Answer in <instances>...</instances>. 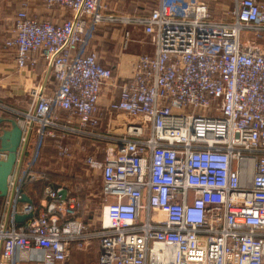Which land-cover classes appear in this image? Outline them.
<instances>
[{
	"label": "built area",
	"instance_id": "built-area-1",
	"mask_svg": "<svg viewBox=\"0 0 264 264\" xmlns=\"http://www.w3.org/2000/svg\"><path fill=\"white\" fill-rule=\"evenodd\" d=\"M41 1L67 17L35 19L25 1L5 42L19 71L44 62L51 81L30 89L14 119L23 135L0 211V264H67L95 243V264H264V0H233L221 21L202 0H159L142 16L104 0ZM104 27L125 30L122 52L129 28L152 48L121 83L93 46ZM108 89L118 98L103 108ZM73 136L108 143L85 159L105 201L92 232L79 187L39 170L47 143L66 158ZM29 184L45 185L40 206L22 202Z\"/></svg>",
	"mask_w": 264,
	"mask_h": 264
},
{
	"label": "rangeland",
	"instance_id": "rangeland-1",
	"mask_svg": "<svg viewBox=\"0 0 264 264\" xmlns=\"http://www.w3.org/2000/svg\"><path fill=\"white\" fill-rule=\"evenodd\" d=\"M110 12L125 16H142L152 11L159 0H104ZM210 7V14L214 21H221L229 17L232 8V0H202ZM131 38L135 40L137 45L133 43V47L126 52L121 50V36L124 29L118 27L100 28L94 37L93 46L101 57L100 62L104 64L108 62L107 67H111L115 72L116 66L122 57L127 58L128 55H139L151 53L152 48L148 45V40L139 28H129ZM140 43V44H139ZM130 46V45H129ZM118 79V78H117ZM118 94L115 92L107 93L103 96L104 103L117 100ZM102 105V104H101ZM129 120L122 115L121 120ZM109 122V116L103 115V124ZM114 136V135H113ZM72 153L66 158H60L55 150L54 143L49 141L44 148L43 156L39 164V170L46 172L51 180L58 185L78 186L80 189V199L83 202L81 217L89 226V231H94L100 227L102 223L103 207L105 201L101 195L102 179L99 171L89 169L85 165V159L94 155L97 148L106 147L108 144L105 140H95L90 138H82L73 136L68 141ZM100 156V155H99ZM103 156V155H102ZM41 194L45 188L44 184H39ZM3 202L0 205L2 209ZM96 243L87 251L82 252L74 250L71 260L67 264H95L96 262Z\"/></svg>",
	"mask_w": 264,
	"mask_h": 264
},
{
	"label": "crops",
	"instance_id": "crops-1",
	"mask_svg": "<svg viewBox=\"0 0 264 264\" xmlns=\"http://www.w3.org/2000/svg\"><path fill=\"white\" fill-rule=\"evenodd\" d=\"M27 1L30 5V15L38 20H49L53 23L62 22L67 16L58 9H48L41 0H0V134L11 129V125L6 120L16 119L19 114L28 111L31 99L28 92L32 87L41 86L51 81L49 67L44 62H40L35 71H19L16 67V54L6 48L5 42L10 38L12 33L13 21L23 2ZM233 6V0H232ZM138 43L131 38L130 49ZM140 44V43H139ZM139 55H128L122 57L117 64L116 78L120 83L132 77L135 63ZM104 65H109L105 62ZM119 93L117 90H106L104 96L108 93ZM101 107L105 108L106 103L102 101ZM1 135V136H2ZM38 186L39 184H29L25 187V194L36 205L40 206L44 199V194L36 190L29 189V186Z\"/></svg>",
	"mask_w": 264,
	"mask_h": 264
},
{
	"label": "water",
	"instance_id": "water-1",
	"mask_svg": "<svg viewBox=\"0 0 264 264\" xmlns=\"http://www.w3.org/2000/svg\"><path fill=\"white\" fill-rule=\"evenodd\" d=\"M50 75V71H49ZM47 82L44 84V86ZM10 123L11 129L6 130L2 136H0V151L8 152V158L6 161L0 162V199H5L9 193V177L13 174L15 164L17 161V152L21 144L23 132L14 119L6 120ZM66 191L62 193L63 199L66 198ZM23 203L32 204V200L23 195ZM32 214L26 216H16L15 222L22 224L27 219H31Z\"/></svg>",
	"mask_w": 264,
	"mask_h": 264
},
{
	"label": "trees",
	"instance_id": "trees-1",
	"mask_svg": "<svg viewBox=\"0 0 264 264\" xmlns=\"http://www.w3.org/2000/svg\"><path fill=\"white\" fill-rule=\"evenodd\" d=\"M2 123V122H1ZM0 123V124H1ZM32 189V190H36V191H38L40 194H41V192H40V188H38L37 189V186H33V185H31V186H29V189ZM44 191H45V188H44ZM44 191H43V193H44ZM3 202V199H0V205H1V203Z\"/></svg>",
	"mask_w": 264,
	"mask_h": 264
}]
</instances>
